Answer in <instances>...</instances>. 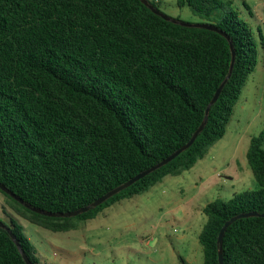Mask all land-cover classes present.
<instances>
[{"label":"trees","instance_id":"obj_1","mask_svg":"<svg viewBox=\"0 0 264 264\" xmlns=\"http://www.w3.org/2000/svg\"><path fill=\"white\" fill-rule=\"evenodd\" d=\"M161 12L158 0H148ZM246 7L247 4L245 3ZM221 34L155 15L141 0H0V183L30 208L71 213L151 169L185 146L232 75L194 144L97 208L48 217L5 192L0 264H42L15 218L52 232L76 229L106 208L149 192L203 160L224 138L264 47L229 0H177ZM247 160L258 191L203 209V264L219 263L218 237L242 214H264V131ZM6 214V213H5ZM224 264H264V218L226 231Z\"/></svg>","mask_w":264,"mask_h":264},{"label":"rangeland","instance_id":"obj_2","mask_svg":"<svg viewBox=\"0 0 264 264\" xmlns=\"http://www.w3.org/2000/svg\"><path fill=\"white\" fill-rule=\"evenodd\" d=\"M161 12L186 24H202L177 0H158ZM230 1V0H229ZM240 17L264 37V0H231ZM245 3L248 7H246ZM264 131V47L222 140L191 170L168 176L149 192L106 208L96 219L75 221L76 229L52 232L15 218L42 264H203L199 236L203 209L221 199L258 191L247 160L251 140ZM0 192V220L11 214ZM6 213V214H5ZM8 214V215H7Z\"/></svg>","mask_w":264,"mask_h":264},{"label":"water","instance_id":"obj_3","mask_svg":"<svg viewBox=\"0 0 264 264\" xmlns=\"http://www.w3.org/2000/svg\"><path fill=\"white\" fill-rule=\"evenodd\" d=\"M141 2L147 6L155 15L160 16L161 18H163L165 21H169L172 22L174 24H178V22L170 17H168L167 15L163 14L162 12L158 11L157 9H155L152 5L149 4L148 0H141ZM182 26L185 27H193V28H198V29H204V30H208V31H212L218 34H221L224 37H227L226 34L224 32H222L221 30H219L218 28L208 25V24H186V23H180ZM227 39H229L227 37ZM231 51H232V63H231V69H230V74L229 77L232 75L233 72V68L235 65V58H236V52L234 50L233 45L231 44ZM229 77L226 79V81L219 87V89L217 90L216 94L214 95L212 101L210 102L209 106L207 107L206 110V115H205V119L203 121V123L201 124V126L197 129V131L194 133V135L192 136V138L190 139V141L183 146L182 148H180L178 151H176L175 153H173L172 155H170L169 157H167L165 160H163L162 162H160L158 165L152 167L151 169H148L138 175H136L134 178H132L131 180H129L128 182H126L125 184L119 186L118 188L110 191L109 193H107L106 195H104L103 197H101L100 199H98L97 201H95L91 206L89 207H85L82 208L78 211H74L71 213H52V212H46V211H42L39 209H35V208H30L28 205H26L20 198H18L17 196H15V194H13L10 190H8L5 186H3L0 183V190L5 192L6 194L10 195L12 198H14L16 201L20 202L21 204L25 205L26 207L32 209L34 212H37L39 214L48 216V217H54V218H73V217H77L79 215H82L84 213L89 212L91 209L93 208H97L99 206H101L103 203H105L106 201H108L110 198L114 197L115 195L119 194L120 192L128 189L129 187H131L132 185H134L135 183L139 182L140 180L144 179L145 177L149 176L151 173L161 169L162 167L168 165L170 162H172L173 160H175L178 156H180L181 154H183L186 150H188L196 141V139L198 138V136L201 134V132L204 130L208 119H209V114H210V110L212 108V106L218 101L223 88L225 86V84L227 83ZM251 217H263L264 218V214L260 215L258 213H249V214H242L239 215L237 217L232 218L230 221H228L224 227L222 228V230L220 231L219 237H218V245H219V263L220 264H224V257H223V242H224V237L226 234L227 229L233 224L235 223L237 220L239 219H243V218H251ZM0 227L4 228L6 230L7 226L2 223L0 221ZM9 231V230H8ZM10 232V231H9ZM11 237L14 239L16 245L18 246L26 264H32V262L29 260V258L27 257V255L24 253V251L22 250L19 242L14 238V236L12 234H10Z\"/></svg>","mask_w":264,"mask_h":264}]
</instances>
